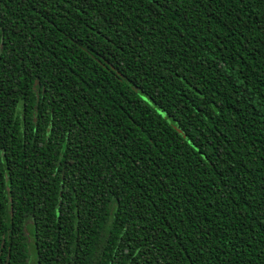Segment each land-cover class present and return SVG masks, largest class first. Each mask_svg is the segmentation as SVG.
Segmentation results:
<instances>
[{
  "label": "trees",
  "instance_id": "obj_1",
  "mask_svg": "<svg viewBox=\"0 0 264 264\" xmlns=\"http://www.w3.org/2000/svg\"><path fill=\"white\" fill-rule=\"evenodd\" d=\"M0 264H264V0H0Z\"/></svg>",
  "mask_w": 264,
  "mask_h": 264
},
{
  "label": "rangeland",
  "instance_id": "obj_2",
  "mask_svg": "<svg viewBox=\"0 0 264 264\" xmlns=\"http://www.w3.org/2000/svg\"><path fill=\"white\" fill-rule=\"evenodd\" d=\"M29 244H30V255H31V259H30V264H35L36 260H35V256H34V252L32 251V247H31V244H32V238H29Z\"/></svg>",
  "mask_w": 264,
  "mask_h": 264
},
{
  "label": "snow or ice",
  "instance_id": "obj_3",
  "mask_svg": "<svg viewBox=\"0 0 264 264\" xmlns=\"http://www.w3.org/2000/svg\"><path fill=\"white\" fill-rule=\"evenodd\" d=\"M149 3H152V0H148ZM159 2V0H158ZM0 52H2V49H0ZM262 191H264V188H262ZM261 214H264V208L261 209Z\"/></svg>",
  "mask_w": 264,
  "mask_h": 264
}]
</instances>
